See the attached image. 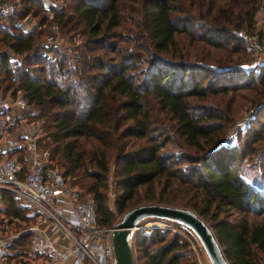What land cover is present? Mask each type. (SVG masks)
Wrapping results in <instances>:
<instances>
[{
  "label": "trees",
  "instance_id": "obj_1",
  "mask_svg": "<svg viewBox=\"0 0 264 264\" xmlns=\"http://www.w3.org/2000/svg\"><path fill=\"white\" fill-rule=\"evenodd\" d=\"M62 2L17 0L14 13L0 16V92L21 91L37 110L27 116L41 121L39 144L66 180L93 199L97 223L113 222L105 192L111 175L114 213L143 202L192 209L209 219L229 264H264V219L251 223L245 216L264 214V192L247 181H259L260 175L238 166L239 158H257L264 148V124L258 120L264 112V65H240L254 59V50L238 35L243 29L263 38L264 0H187L185 8L176 0H136L129 6L124 0ZM127 7L132 17L124 13ZM27 15L35 22L17 26ZM58 32L81 37L73 54L54 46L55 61L41 57L40 42ZM178 34L196 51L182 50L175 60L157 55L173 48ZM9 54L21 58L10 62ZM189 55L204 66L186 61ZM140 56L142 64L133 62ZM242 73L245 83L239 85L234 81ZM237 96L244 99L240 107L260 104L237 141L223 143L235 116L229 102ZM207 98L215 103L203 102ZM170 141L177 150H162ZM4 205L9 223L28 218L30 211L12 195H4ZM28 230L20 245H12L25 255ZM168 233H137L134 264H182L187 242Z\"/></svg>",
  "mask_w": 264,
  "mask_h": 264
},
{
  "label": "built area",
  "instance_id": "obj_2",
  "mask_svg": "<svg viewBox=\"0 0 264 264\" xmlns=\"http://www.w3.org/2000/svg\"><path fill=\"white\" fill-rule=\"evenodd\" d=\"M16 4L17 0H0V16L14 13ZM29 18L25 16L16 25H32L28 24ZM238 33L254 50V61L264 63V45L256 35L243 29ZM58 36L50 34L40 42L41 57L56 60L50 48L59 45ZM26 107L21 91L0 93V220L4 218L5 194L12 195L38 220L31 225L34 233L26 255L21 246L12 247L18 245L22 232L14 234L7 223L0 224V264H116L111 242L113 226L97 223L93 199L70 184L51 162L49 150L39 144L38 128L22 124L12 131L9 114ZM57 234L64 243L54 240ZM195 264L204 263L197 256Z\"/></svg>",
  "mask_w": 264,
  "mask_h": 264
},
{
  "label": "rangeland",
  "instance_id": "obj_3",
  "mask_svg": "<svg viewBox=\"0 0 264 264\" xmlns=\"http://www.w3.org/2000/svg\"><path fill=\"white\" fill-rule=\"evenodd\" d=\"M138 1V0H137ZM124 2L129 6V5H133L136 0L131 1V0H124ZM176 2L182 7L185 8V6L187 5V0H176ZM62 0H46V5L47 4H62ZM185 10V9H184ZM46 14H49L50 12L45 11ZM124 13L128 16H133L132 12L130 11L129 7H127L124 10ZM192 13H195L192 12ZM173 14H176L175 12ZM196 14V13H195ZM257 18L258 21H260V19L262 18V12H258L257 13ZM4 18H0V21H4ZM27 22V21H26ZM35 22V20H31V18H29L28 20V24H30ZM30 26V25H28ZM258 26V27H257ZM257 26L255 30H259L261 28L260 22H257ZM263 33L264 34V29ZM249 32V31H247ZM252 33V32H251ZM51 34V33H49ZM47 34V35H49ZM59 38V45L61 50H64L66 53H68V55H72L73 54V50H72V46L76 43H78L80 41V36L78 34H72L71 36H69V34H66L64 32H58L56 33ZM254 35H256V37L258 39H260L259 41L261 42V44L264 45V36L261 39L259 34H255L252 33ZM239 35V33H238ZM240 36V35H239ZM262 37V36H261ZM175 46L173 48H171L168 52H157V55L164 57L168 60H175L176 56H178V52H181L182 50H186L187 52H195L196 48L195 45H189V43H187V39L185 37H183L181 34H178L175 37ZM247 43V42H246ZM248 44V43H247ZM124 45H127V43H124ZM129 45L131 46L132 43H129ZM8 53L9 51L6 50ZM16 58V59H15ZM20 56H15V54H9V59L10 62H18L20 60ZM141 56L135 57V59H132L133 62L138 63V64H142L140 63ZM198 61L195 62L198 65H203V63H201L199 61V59H194L192 58V56H188V59H186V61H190V62H194V61ZM244 69L245 68H253L255 70L259 69L262 65H264V63H256L254 61V59H250L249 61H245L244 63L240 64ZM139 66V65H138ZM211 66V65H210ZM247 66V67H245ZM211 69H217L218 67H214L211 66ZM242 72H244V70H242ZM203 73V72H202ZM203 74H207V73H203ZM211 78L210 75H208L205 79H204V83H206L209 79ZM245 78L246 76L242 73L240 75V77L237 78V80H235L234 82H237L239 85H242V83H245ZM240 91L244 92L243 95H249L250 94V90L247 88H241ZM2 94H5L7 92H0ZM244 99L240 96H237L233 101L229 102V107L231 109V112L234 113V119L232 122H230L226 128V130L224 131V134L222 136V141L223 143H235L237 141L238 138V134L240 131V128L244 127L249 120H251L254 117V113L256 111L257 106L260 104H256L253 106H250V104H244L241 107L239 106L241 103H243ZM203 102H207L208 104H212L215 103V99L212 98H207L205 100H203ZM37 110L32 107L31 105H28V107H26L23 110H20V112H16L13 114H9L10 116V120L9 121H13V123H11V128L12 131L14 132L18 127H20L22 124L25 125H30V126H36L38 128V130L41 133V137L43 135V129L41 126V121L39 119H36L34 116H27V114L32 113L33 115H35L37 112ZM225 113V112H224ZM162 119V118H161ZM258 120L264 124V112H262L260 114V116L258 117ZM10 123V122H9ZM166 123V122H165ZM24 125V126H25ZM241 136V135H239ZM40 137V139H41ZM261 147H264V142L260 143ZM88 146V145H87ZM239 146L242 148V144L239 143ZM164 151H175L177 150L176 146L174 145V143L172 141L168 142L163 149ZM242 156V154H241ZM249 158V159H248ZM54 162H56L54 160ZM59 169L60 166L57 164ZM238 166L241 167H245V169L247 170V172L251 173V172H257L260 175V180H252V178H247V181L249 182L250 185L254 186V188L258 191H263L264 192V148L261 150L260 155L255 158L254 155H250L248 156H242L241 158H239L238 160ZM252 167V169H249V167ZM112 169V165H110V170ZM62 170V169H61ZM70 181V182H69ZM68 182L71 184V180H69ZM77 187H79V185H76ZM81 189V188H80ZM82 191L85 192L84 189H81ZM106 195H107V200H108V205L110 207V209L113 211V222L110 226L108 227H112L114 226V224L116 222H118L121 217L122 214H117L114 213L115 209H114V195H115V188H114V184H113V179L111 178V175L109 176V179L107 181V187H106ZM89 195V194H88ZM90 196V195H89ZM142 204H149V203H138L133 205L132 207L138 206V205H142ZM5 207V205H4ZM3 207V209H4ZM239 215L237 214H233L232 218L234 217H238ZM246 218L248 219L249 222L251 223H257V222H261L264 219V214H257V213H251V212H246L245 214ZM38 218L36 217V215L29 213L28 218L24 221V220H19L18 222H15L14 220L12 221V223H9L7 221V217L4 216L3 219L0 220V224H4L7 223L8 224V228L11 229V231L16 234L17 232H24L25 229L24 228H28L31 237L34 233V231H31V225L35 224L37 222ZM205 222L210 225L211 222L209 221V219H206ZM106 227V226H104ZM153 228H158L160 230H168V237L171 236V234L177 232L178 234H180L184 240L187 242V246L186 248L181 252V254H183V256L180 259V262L182 264H195V259L197 258V256L202 260V262L204 264H210L205 251L203 250L202 246L200 245V243L198 244L196 238L191 234L188 233L187 231H185L184 229L178 227L177 223L168 220V219H160V218H153V217H149V218H145L141 221H139L138 223V228L133 230L132 233V237H131V247H132V253H133V259H135V256L138 254H136V251L134 249V237L137 233L139 232H151ZM24 230V231H23ZM0 233H3L2 231ZM18 241V239H17ZM15 242V240H14ZM136 264V262H135Z\"/></svg>",
  "mask_w": 264,
  "mask_h": 264
},
{
  "label": "water",
  "instance_id": "obj_4",
  "mask_svg": "<svg viewBox=\"0 0 264 264\" xmlns=\"http://www.w3.org/2000/svg\"><path fill=\"white\" fill-rule=\"evenodd\" d=\"M171 220L191 231L202 246L210 264H229L210 226L195 211L185 207L164 204H142L122 214L111 232V242L116 264H134L131 237L139 221L145 218Z\"/></svg>",
  "mask_w": 264,
  "mask_h": 264
},
{
  "label": "crops",
  "instance_id": "obj_5",
  "mask_svg": "<svg viewBox=\"0 0 264 264\" xmlns=\"http://www.w3.org/2000/svg\"><path fill=\"white\" fill-rule=\"evenodd\" d=\"M12 152H15V151H12ZM24 231V230H23ZM58 235V234H57ZM57 235H55L54 236V240H57V241H59V243H64V238H62L61 236H57ZM19 242V244H21V239L18 241Z\"/></svg>",
  "mask_w": 264,
  "mask_h": 264
},
{
  "label": "snow or ice",
  "instance_id": "obj_6",
  "mask_svg": "<svg viewBox=\"0 0 264 264\" xmlns=\"http://www.w3.org/2000/svg\"><path fill=\"white\" fill-rule=\"evenodd\" d=\"M245 67H247V66H245Z\"/></svg>",
  "mask_w": 264,
  "mask_h": 264
}]
</instances>
